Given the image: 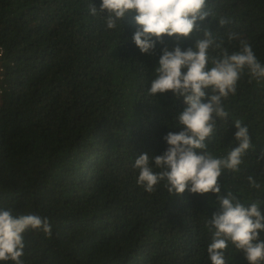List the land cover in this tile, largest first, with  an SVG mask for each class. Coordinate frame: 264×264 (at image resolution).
<instances>
[{
	"label": "trees",
	"instance_id": "trees-1",
	"mask_svg": "<svg viewBox=\"0 0 264 264\" xmlns=\"http://www.w3.org/2000/svg\"><path fill=\"white\" fill-rule=\"evenodd\" d=\"M91 2L99 9L100 0H0V209L52 225L50 236L23 234L24 264H211L205 223L215 197H171L163 181L151 193L136 183L134 160L163 154V138L181 130L175 117L186 107L171 92L148 94L163 45L141 54L132 18L109 30L104 15H90ZM209 7V27L224 47L238 50L227 37L237 33L264 64V0H209ZM221 16L224 27L215 22ZM192 44L179 41L182 49ZM225 106L228 121H218L209 149L220 156L236 146L237 119L253 149L240 172L220 178L222 191L246 205L264 200V80L245 71ZM249 175L259 190L249 188ZM225 258L247 264L231 244Z\"/></svg>",
	"mask_w": 264,
	"mask_h": 264
},
{
	"label": "clouds",
	"instance_id": "clouds-1",
	"mask_svg": "<svg viewBox=\"0 0 264 264\" xmlns=\"http://www.w3.org/2000/svg\"><path fill=\"white\" fill-rule=\"evenodd\" d=\"M89 12L92 16L104 15L109 30L130 16L137 26L132 42L141 54L153 55L156 46L163 45L148 94L171 92L186 105L175 117L181 130L169 131L163 138L167 144L163 154L145 153L134 160L136 183L151 193L163 181L171 197L185 191L211 194L218 205L205 223L211 238L207 245L211 264H227L229 244L243 254L247 264H264V200L246 205L233 191H222L220 179L226 172H240L244 157L253 149L247 125L239 119L232 123V143L236 146L226 155H215L209 149L218 121H228L225 101L236 94L245 71L250 80H264V64L256 58L251 44L229 32L228 42L238 41L239 48L230 53L224 47L223 38L209 27V17L215 16L209 0H100L99 9L89 4ZM215 22L224 27L229 20L221 16ZM189 37L193 44L182 49L179 41ZM165 38L176 43L169 47ZM260 158L264 159V153ZM247 183L250 189L261 188L252 175ZM30 229L50 236L52 225L36 214L14 216L10 209H0V261L24 264L23 234Z\"/></svg>",
	"mask_w": 264,
	"mask_h": 264
},
{
	"label": "built area",
	"instance_id": "built-area-1",
	"mask_svg": "<svg viewBox=\"0 0 264 264\" xmlns=\"http://www.w3.org/2000/svg\"><path fill=\"white\" fill-rule=\"evenodd\" d=\"M2 56H3V51L0 49V61H1ZM2 75H3V69L0 68V76Z\"/></svg>",
	"mask_w": 264,
	"mask_h": 264
},
{
	"label": "rangeland",
	"instance_id": "rangeland-1",
	"mask_svg": "<svg viewBox=\"0 0 264 264\" xmlns=\"http://www.w3.org/2000/svg\"><path fill=\"white\" fill-rule=\"evenodd\" d=\"M2 80V76H0V81Z\"/></svg>",
	"mask_w": 264,
	"mask_h": 264
}]
</instances>
